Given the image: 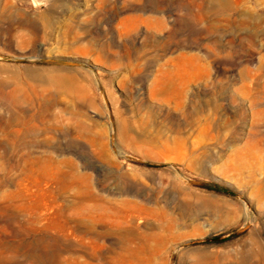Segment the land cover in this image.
<instances>
[{
  "label": "rangeland",
  "instance_id": "374dc122",
  "mask_svg": "<svg viewBox=\"0 0 264 264\" xmlns=\"http://www.w3.org/2000/svg\"><path fill=\"white\" fill-rule=\"evenodd\" d=\"M0 264H264V0H0Z\"/></svg>",
  "mask_w": 264,
  "mask_h": 264
},
{
  "label": "bare ground",
  "instance_id": "6f19581e",
  "mask_svg": "<svg viewBox=\"0 0 264 264\" xmlns=\"http://www.w3.org/2000/svg\"><path fill=\"white\" fill-rule=\"evenodd\" d=\"M260 19V18H257ZM42 79V78H41ZM46 79L50 82H53L54 84H60L62 82V77L59 75H48L46 76ZM7 83V82H6ZM17 89V88H16ZM16 89L8 92L7 94L3 95V98L5 101L11 103V104H16V99H15V95H16ZM19 97V96H18ZM13 114H15V112H12ZM11 113V114H12ZM2 117V116H1ZM11 119L7 120V123H9ZM158 234V233H157ZM160 236V235H159ZM154 237V236H153ZM147 249V248H146ZM135 250V249H134Z\"/></svg>",
  "mask_w": 264,
  "mask_h": 264
}]
</instances>
